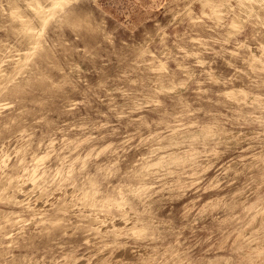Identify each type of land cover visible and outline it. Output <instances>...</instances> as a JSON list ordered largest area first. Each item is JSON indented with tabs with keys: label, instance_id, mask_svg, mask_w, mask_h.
<instances>
[{
	"label": "rangeland",
	"instance_id": "1",
	"mask_svg": "<svg viewBox=\"0 0 264 264\" xmlns=\"http://www.w3.org/2000/svg\"><path fill=\"white\" fill-rule=\"evenodd\" d=\"M202 1L188 8L186 0H160L155 6L153 0H145L134 29L120 27L113 33V45H132L123 64L115 57L110 64L94 56L85 58L82 52L71 57L83 72L70 78L86 82L91 91L85 93L84 85L73 91L66 84V99L49 111V126L33 122L39 120V105H27L35 112L19 118V108L4 107L0 170L4 175L11 164L18 163L20 184L5 192L15 203L0 204V208L43 212L75 197L83 207L78 204L73 212L88 217L84 223L95 232L108 234L105 242L111 247L105 254L110 255L111 264H129L133 259L131 242L121 230L135 223L130 208L144 211L141 200L146 195L150 196L146 215L167 225L171 230L167 243L177 245L179 251L191 247L198 257L211 262L228 254V245L223 244L228 233H232L229 245L237 235L249 241L258 238L264 209L252 191L254 186L246 185L258 172L252 168L258 163L252 157L258 153L259 141L223 137L226 142L215 154L204 155L202 132L210 121L207 111L235 117L224 125L233 135L253 136L259 131V124L245 121L250 113L259 114L258 97L264 96V89L258 86V78L264 73L259 71V61L247 55L264 56L260 47L264 29L259 23L264 10L259 9L258 0L251 9H238L241 15L251 13L250 23L238 32L239 23L231 27L225 9L218 7V18ZM114 24L110 19L109 28ZM253 35L256 39H250ZM10 54L0 55L7 67ZM128 64L137 69L132 79L151 84L160 78L156 87L162 89L165 108L149 105L129 110L131 102L122 94L128 89L127 80L116 79L118 67ZM175 84L184 86L174 88ZM75 101L86 102L77 103L70 112L61 111ZM5 126L10 132H5ZM32 170L35 186L28 176ZM83 190L90 195L84 196ZM69 218L78 222L71 214ZM66 239L76 245L84 237L78 233Z\"/></svg>",
	"mask_w": 264,
	"mask_h": 264
},
{
	"label": "clouds",
	"instance_id": "2",
	"mask_svg": "<svg viewBox=\"0 0 264 264\" xmlns=\"http://www.w3.org/2000/svg\"><path fill=\"white\" fill-rule=\"evenodd\" d=\"M160 0H153V6ZM165 3L168 0H164ZM198 0H186L187 7L197 3ZM257 0H223L219 7L225 9V19L238 22V32H243V26L250 12L241 15L238 9L248 7L251 9ZM259 9L264 10V0H258ZM145 0H57L54 7L58 22L64 27L65 34L50 46L45 42L42 50L41 64L33 69L21 73L9 71L7 61L0 62V113L4 107L19 108L18 118L24 114H32L34 108L27 105H39L41 111L36 113L39 120L34 123H51L47 120L49 111H55L66 99L63 89L66 84L72 85L73 91H77L79 85H84V92L91 91L86 82L78 78L83 70L78 64L72 62L71 57L84 53L85 58L94 56L105 63H112L115 57L120 64L129 53L132 45L127 43L119 47L113 45L112 36L118 28L134 29L140 19V9L144 8ZM39 7V6H38ZM264 16V11L261 12ZM115 22L109 28V20ZM260 27L264 29V19L259 21ZM236 27V23L231 25ZM234 33L233 35H235ZM264 36V33H260ZM250 39H256L253 35ZM105 43L110 47H103ZM82 46V47H81ZM238 47L241 45H237ZM264 50V44L260 45ZM264 61V56H262ZM132 61V64H135ZM137 69L128 64L122 68L118 67L119 74L116 79L127 80L128 89L123 91V96L131 102L130 111L136 107L153 106L165 108V101L161 99V88L157 77L151 84L139 78L132 79L133 72ZM264 73V67L259 69ZM259 79V87L264 89V76ZM171 84V81L169 82ZM181 88L183 84L172 85ZM98 88L103 84H98ZM139 89V91H137ZM145 90H148L147 94ZM121 91V89H113ZM111 95V93H109ZM260 102L259 114L250 113L246 123L259 124V131L253 136H245L244 133L233 135L228 132L224 125L232 122L235 117L221 116L212 111L205 112L210 121L205 125L202 132V154H215L216 148L226 141L223 137H230L239 141L241 138L249 141H259L258 153H254L252 159L258 161L253 163L252 168L258 172L249 180L246 187H252L253 193L258 197V203L264 209V96L258 97ZM86 101L70 102L62 107L64 113L70 112L77 103ZM111 104L112 101L109 100ZM114 111V109H112ZM204 111V109H199ZM166 112V109H165ZM190 114V113H186ZM12 123H16L15 120ZM7 127V126H5ZM253 147L252 144L249 145ZM6 189H0V204L15 203L5 195ZM155 193H152L154 195ZM150 196L142 198L143 212L134 211L132 217L135 223L131 228L121 230L131 242L133 259L129 264H264V226L259 230V236L251 241L247 238L241 239L237 235L229 245L228 240L232 233H228L223 241L228 245V254L211 262L198 257L192 252L191 247L177 250V245L167 243L171 230L163 222H157L147 216L149 205L147 200ZM79 204H83L73 198L72 201L56 202L50 209L43 212H34L31 208H21L20 211H4L0 208V264H111L110 255L105 250L111 245L105 242V236L95 232L84 223L88 218L82 212H73ZM114 211H118L114 209ZM69 214L75 216L78 222H73ZM122 215V214H121ZM144 217V218H142ZM82 233L84 239L76 245H70L66 238ZM177 243H179L177 241Z\"/></svg>",
	"mask_w": 264,
	"mask_h": 264
},
{
	"label": "bare ground",
	"instance_id": "3",
	"mask_svg": "<svg viewBox=\"0 0 264 264\" xmlns=\"http://www.w3.org/2000/svg\"><path fill=\"white\" fill-rule=\"evenodd\" d=\"M56 2L57 0H0V55L7 51L11 53L9 71L23 73L33 69L36 65H40L45 42L50 46L63 35L64 27L58 22L57 10L54 7ZM222 2L223 0H203L202 5L203 7L210 5L215 16L220 18L221 12L218 7ZM234 23L237 25L238 22L231 20L229 25ZM230 32L232 30L228 31V33ZM247 56L250 60L259 61V68L264 67L261 58L252 54ZM49 125L50 123H47V126ZM10 130V127H5V132H10ZM19 167L18 163L11 164L4 175L0 170V189L11 191L19 186ZM28 176L35 186L37 183L35 182L34 170L29 171ZM82 194L86 197L90 195L87 190H83ZM106 200L110 201L109 199Z\"/></svg>",
	"mask_w": 264,
	"mask_h": 264
}]
</instances>
